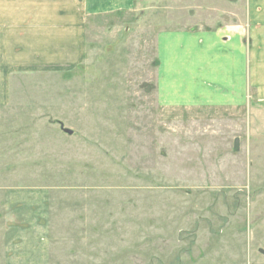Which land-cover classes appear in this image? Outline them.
I'll return each mask as SVG.
<instances>
[{"label":"rangeland","instance_id":"rangeland-1","mask_svg":"<svg viewBox=\"0 0 264 264\" xmlns=\"http://www.w3.org/2000/svg\"><path fill=\"white\" fill-rule=\"evenodd\" d=\"M244 6L134 0L86 17L78 65L10 75L0 264H264V111L155 96L156 33L232 24Z\"/></svg>","mask_w":264,"mask_h":264},{"label":"crops","instance_id":"crops-1","mask_svg":"<svg viewBox=\"0 0 264 264\" xmlns=\"http://www.w3.org/2000/svg\"><path fill=\"white\" fill-rule=\"evenodd\" d=\"M134 0H0V104L17 71L73 67L86 49L88 16L132 10ZM236 22L162 30L154 37L162 107L264 111V0H244Z\"/></svg>","mask_w":264,"mask_h":264},{"label":"water","instance_id":"water-1","mask_svg":"<svg viewBox=\"0 0 264 264\" xmlns=\"http://www.w3.org/2000/svg\"><path fill=\"white\" fill-rule=\"evenodd\" d=\"M63 131L65 132V133H67V134H69V135H71L72 134V130L71 129H68V128H63ZM234 150H238L239 149V146H238V140L237 139H235V141H234ZM262 254H264V250L263 249H260L259 250Z\"/></svg>","mask_w":264,"mask_h":264}]
</instances>
